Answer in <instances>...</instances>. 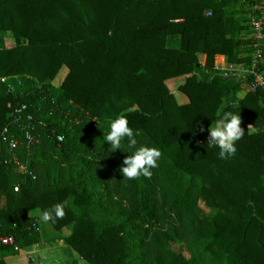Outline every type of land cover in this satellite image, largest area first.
Listing matches in <instances>:
<instances>
[{
    "label": "trees",
    "instance_id": "16d2710c",
    "mask_svg": "<svg viewBox=\"0 0 264 264\" xmlns=\"http://www.w3.org/2000/svg\"><path fill=\"white\" fill-rule=\"evenodd\" d=\"M245 8L243 0H0L8 78L0 234L19 249L63 239L89 264H264L263 95L239 98L244 81L214 69L217 55L252 63ZM179 76L186 103L166 83ZM222 111L240 112L246 131L228 159L208 144ZM120 115L139 132L137 147L163 153L151 178L124 179L134 149L104 141ZM5 129L19 141L14 151ZM27 131L37 139L30 146ZM64 201L65 217L47 227L27 214ZM18 254L4 247L0 264Z\"/></svg>",
    "mask_w": 264,
    "mask_h": 264
},
{
    "label": "clouds",
    "instance_id": "9594fccd",
    "mask_svg": "<svg viewBox=\"0 0 264 264\" xmlns=\"http://www.w3.org/2000/svg\"><path fill=\"white\" fill-rule=\"evenodd\" d=\"M253 125H248L251 130ZM205 129L201 127L200 131ZM245 128L242 127L240 112L222 111L220 118L208 130V144L219 148V158L228 159L237 152V142L245 136ZM138 131H134L124 115H120L110 122V131L104 134V141L110 145V150L122 148V141L127 140L128 147L133 148L131 155L123 160L120 171L124 179L135 180L140 177L151 178L152 169L159 167V161L163 156L162 151L155 146L141 145L137 147ZM67 202L54 204L50 209L43 210L39 219L44 222H55L66 215Z\"/></svg>",
    "mask_w": 264,
    "mask_h": 264
},
{
    "label": "built area",
    "instance_id": "2783aa9c",
    "mask_svg": "<svg viewBox=\"0 0 264 264\" xmlns=\"http://www.w3.org/2000/svg\"><path fill=\"white\" fill-rule=\"evenodd\" d=\"M243 3L246 6L245 17L247 21L245 24L250 29L247 37L252 40V63L250 65L228 63L224 67L217 65L214 69L223 76H238L247 81L248 90L251 92H262L261 104L264 106V0H243ZM249 77L253 78L252 82L249 81ZM7 80L8 78L0 76V81ZM26 110V104H22L18 109L19 112ZM32 119L31 115L27 116L29 122ZM2 138L11 151L17 149L19 141L13 135H9L7 129L4 130ZM26 140L28 146L37 141L29 131L26 132ZM58 140L62 141V137H58ZM22 167L27 168L26 166ZM7 246L13 247L18 252L22 251L11 237H3L0 234V251Z\"/></svg>",
    "mask_w": 264,
    "mask_h": 264
},
{
    "label": "rangeland",
    "instance_id": "374dc122",
    "mask_svg": "<svg viewBox=\"0 0 264 264\" xmlns=\"http://www.w3.org/2000/svg\"><path fill=\"white\" fill-rule=\"evenodd\" d=\"M244 38H248L246 35ZM264 45V44H263ZM264 47V46H263ZM68 69L64 66L58 73L54 83L58 86L65 78ZM200 77L204 78L203 71L199 73ZM233 77V76H232ZM238 77V76H234ZM240 78V77H239ZM185 81V76H179L171 78L166 81L168 87L175 92L176 100L178 103L188 102V96L186 94H181L178 91V87ZM251 132L256 131L254 127L251 128ZM41 211L39 210H28L27 214H32L37 217L40 224L47 227V223L42 222L39 219ZM73 231V227H65L62 230L63 236H69ZM176 249L178 246L174 245ZM24 254V253H23ZM21 261L20 264H89L68 244L64 242L63 239H58L56 241H44L37 244L24 255L18 256ZM26 260V261H25Z\"/></svg>",
    "mask_w": 264,
    "mask_h": 264
},
{
    "label": "crops",
    "instance_id": "0c3cea01",
    "mask_svg": "<svg viewBox=\"0 0 264 264\" xmlns=\"http://www.w3.org/2000/svg\"><path fill=\"white\" fill-rule=\"evenodd\" d=\"M245 10H246V8L244 9V11H245ZM228 63H231V62H229V61L227 60V57H226L225 55H217V56L215 57V66L219 65V66L224 67V66H225L226 64H228ZM239 64H240V63H239ZM241 64H242V63H241ZM205 70H206V69L202 68V69H200V70L197 72V74L200 75L199 73H200L201 71H203V75H204L205 73L208 74V71H206V72L204 73ZM215 71H217V70H215ZM207 74L205 75V77L208 76ZM199 77H200V76H199ZM200 78H203V77H200ZM243 81H244V80H243ZM248 91H249V90H248V83H247V81H244L243 89H242L241 92L238 93V97H239V98L244 97ZM181 94H182V93H181ZM183 94H184V93H183ZM184 103H186V102H184ZM34 246H36V245H33V246H31V247H28V248L22 249V251H20L18 255H15V256H7L6 259H5L6 264H20L21 261L19 260L18 256H20L21 254H22V255L26 254V253H27V250L29 251L30 248H33ZM1 251H2V250H1ZM23 253H24V254H23ZM25 261H26V260H25Z\"/></svg>",
    "mask_w": 264,
    "mask_h": 264
}]
</instances>
